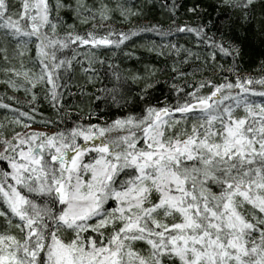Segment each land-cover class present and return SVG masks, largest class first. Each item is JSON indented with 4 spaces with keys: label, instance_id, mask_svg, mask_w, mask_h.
<instances>
[{
    "label": "snow or ice",
    "instance_id": "1",
    "mask_svg": "<svg viewBox=\"0 0 264 264\" xmlns=\"http://www.w3.org/2000/svg\"><path fill=\"white\" fill-rule=\"evenodd\" d=\"M225 3L247 15L255 0ZM20 8L13 11L9 0H0V32L21 56L22 46L35 38L40 74L29 82L35 87L46 80L53 101L56 73L70 65L58 61V50L77 42L119 47L129 39L127 33L55 39L45 31L50 27L55 34L57 28L47 0H22ZM177 31L203 34L187 27ZM209 46L239 55L223 43ZM3 51L7 61V47ZM201 87L212 90L190 93L191 101L174 108L148 106L139 117L105 127L16 133L5 140L0 264H164V257L178 264H264V100L252 99L264 98V79ZM107 91L117 102L118 90ZM181 121L185 129L167 135ZM110 201L115 206L105 207ZM249 206L251 219L245 214ZM89 232L97 237L83 235ZM136 242L148 246L147 256L135 250Z\"/></svg>",
    "mask_w": 264,
    "mask_h": 264
},
{
    "label": "trees",
    "instance_id": "2",
    "mask_svg": "<svg viewBox=\"0 0 264 264\" xmlns=\"http://www.w3.org/2000/svg\"><path fill=\"white\" fill-rule=\"evenodd\" d=\"M47 2L49 19L57 24L55 34L50 27L45 29L48 36L60 40L69 36L89 39L91 34L98 39L109 33H127L129 39L119 47H92L91 43L80 45L77 42L58 50V61L63 59L70 65L66 63L56 73L57 98L53 101L51 85L46 80L37 82L35 87L29 82L37 80L40 74L35 38L33 43L22 46L24 54L21 56L15 42L6 43L0 32V105L7 106L0 107L2 152L5 140L12 141L16 133L23 134L28 128H41L52 135L77 126L105 127L116 119L139 117L148 106L174 108L191 101L190 93L209 94L212 89L201 87V84L235 83L237 78L264 79V0H255L247 15L244 10L226 4L225 0ZM9 3L13 11L21 10L22 0H9ZM192 8L196 10L189 11ZM179 27L202 30L203 34L198 37L195 31L178 32ZM133 32L136 35H132ZM161 32L165 35L161 36ZM213 41L223 43L225 48H238L239 55L235 52L223 55L209 46ZM12 68L20 75L6 71ZM252 87L259 89L260 85ZM114 88L118 90L115 103L107 91ZM252 99L258 103L264 100L261 97ZM237 114L243 115L242 109ZM174 115L180 119V113ZM191 127L192 121H188V132ZM184 129L185 123L181 121L175 129H169L167 135L174 136ZM4 170H8L7 163L0 161V175ZM0 210L7 211L2 203ZM251 211L249 206L245 213L249 219ZM168 222L171 223V218ZM5 226L4 218L0 217V232ZM12 232L20 235L18 229ZM83 235L97 237L95 232ZM135 250L144 256L149 254L144 242H136ZM164 264H178V261L164 257Z\"/></svg>",
    "mask_w": 264,
    "mask_h": 264
},
{
    "label": "rangeland",
    "instance_id": "3",
    "mask_svg": "<svg viewBox=\"0 0 264 264\" xmlns=\"http://www.w3.org/2000/svg\"><path fill=\"white\" fill-rule=\"evenodd\" d=\"M30 133H41V134H47V133H51L50 131H45V130H43V129H41V128H28L23 134H21V135H24V134H30ZM0 152H2V150H0ZM115 206V204H114V202H109V204L108 205H106V207H114Z\"/></svg>",
    "mask_w": 264,
    "mask_h": 264
}]
</instances>
